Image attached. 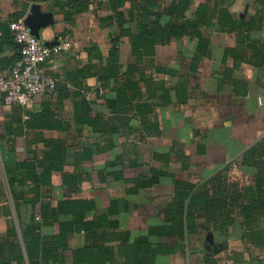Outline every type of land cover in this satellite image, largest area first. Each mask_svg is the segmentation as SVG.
<instances>
[{"label":"crops","instance_id":"crops-1","mask_svg":"<svg viewBox=\"0 0 264 264\" xmlns=\"http://www.w3.org/2000/svg\"><path fill=\"white\" fill-rule=\"evenodd\" d=\"M117 1L119 4L116 0H0V75L8 73L19 57L9 24L24 19L31 4H39L53 16V24L40 31V41L52 42L62 36L71 44L68 51L41 65L45 74L67 82L64 91L36 96L25 107L0 103L2 184L6 183V166L43 158L49 152L47 141L63 143L66 159L62 173L51 177V206L84 200L92 205L85 214L86 222L105 218L88 231V237L81 231L69 232L63 249L50 250L62 264H74L76 251L85 254V261L79 264H131L127 256L132 257L131 245L139 239L162 250L154 255L152 264H264L262 191L247 193L246 200L244 193L234 194L237 203L230 214H223L230 224L219 223L220 229L208 231L200 219L183 246L176 238L158 237L153 232L165 223L174 179L197 187L228 168V180L238 191L255 184L258 168L252 162L244 163L243 157L255 146L264 149V55L259 50L264 43V0H190L185 20L194 18L198 6L207 5L206 25L199 28V36L187 33L171 38L140 59L132 54L130 38L120 36L122 29L135 32L129 15H137L138 0ZM169 5V0L162 4ZM221 9L250 26L248 31H217ZM167 22L164 18L161 25ZM116 38L121 71L137 68L130 80L138 89L134 90L137 97L128 98L122 106L124 111L113 114L104 101L114 98L109 89L113 80L109 88L102 89L96 77L76 75L104 67ZM79 82L90 90H103L104 97L98 93L91 105V116L100 117L103 130L75 125L71 94ZM43 122L53 127H32ZM118 158L124 165H113ZM130 163L135 166L129 167ZM152 171L162 173L152 188L135 189L127 183ZM71 178L76 184L72 191L63 185ZM23 195L26 200L33 197L32 193ZM241 206L250 207L242 213ZM0 210V260L18 243L24 264H29L21 235L32 210L20 205L17 212L11 194L0 197ZM244 216L252 218L251 222ZM71 220L69 214L59 215L40 229V236L45 241L58 237L60 225L66 231ZM12 229L16 241L8 236ZM209 232L220 249L206 246ZM246 232L255 234L254 239H244ZM43 248L51 254L48 243ZM32 264L53 263L38 255Z\"/></svg>","mask_w":264,"mask_h":264},{"label":"trees","instance_id":"trees-1","mask_svg":"<svg viewBox=\"0 0 264 264\" xmlns=\"http://www.w3.org/2000/svg\"><path fill=\"white\" fill-rule=\"evenodd\" d=\"M165 0H138L135 7L137 15H129V22H135V32L128 30H121L120 36L126 35L130 38V45L132 54L137 58L143 54H152L153 49L158 44H167L171 38H179L184 34H192L199 36V28L206 25L203 20L207 18V5H200L196 9L195 16L191 20H185L184 13L190 5V0H169L170 5L163 7ZM116 4H119L116 0ZM118 14L117 22L120 24V17ZM167 18L168 22L161 25V21ZM15 21V20H14ZM123 21L126 22L123 18ZM11 23V22H10ZM250 26L243 24L240 20L234 19L226 9L218 10L217 15V31H232L238 30L248 31ZM12 35V34H11ZM12 37V36H11ZM13 39V38H12ZM119 38L111 41V50L107 59L106 65L95 72L81 71L76 77L85 79L87 77H96L99 87L106 88L110 80L113 84L110 86V92L114 94V98H105L107 108L113 113H122L124 111V104L129 99H135L138 89L136 84L130 78L135 73H138L136 67H127L124 72L121 71L118 55ZM261 54L264 55V43L259 47ZM55 89L53 92H60L65 90V83L57 78ZM75 92L71 94L74 99V123L78 126L91 127L98 130H103L99 123L100 117L91 116V105L98 96L100 90L103 96V90H90L83 83H76L74 85ZM136 91V90H135ZM52 92V93H53ZM86 92H90L89 99L86 98ZM134 92V93H133ZM51 93V94H52ZM127 93L130 96L127 97ZM48 95V94H46ZM22 107V106H21ZM100 125V126H99ZM51 128L53 125L40 123L32 124V127ZM45 146L49 148V152L43 158H35L32 160H25L15 164L14 166H6L4 168L5 185L0 179V197L11 194L16 211L19 212L20 205H24L32 213L24 228H22V242L26 251V256L29 264H32L33 259L38 255L44 260H49L53 264H62L59 256L52 253L65 247L67 236L69 232L81 231L87 233L90 229L101 225L103 218L96 219V222H86L85 214L91 210L92 205L84 200H67L59 201L55 207L51 206L49 195L51 194L52 183L51 177L55 173H62L63 166L66 159L63 143L60 141H47ZM76 157V160H82ZM243 162H252L258 168V173L255 178L253 188H245L237 190L236 186L231 184L228 180V168L218 171L214 176L199 186H194L188 182L173 180V197L171 202L166 206L165 223L163 226L157 227L153 230L158 237L176 238L183 246L186 238L194 234L197 230L198 220H202V225L208 231H214L221 226H228V215L230 208L237 203L233 199L237 192L246 194L251 192H264V149L257 146L249 149L244 157ZM122 164L121 158L116 159L113 165ZM134 167L133 163L128 165ZM102 172L99 173V175ZM121 176V174H120ZM162 173L152 171L148 176L136 177L128 180L127 183L133 184L135 189L152 188L159 183ZM74 182V183H73ZM73 183V184H72ZM63 185L71 188V191L76 187L74 179L63 182ZM4 187V188H3ZM22 189V192H19ZM32 193V199L26 200L23 194ZM232 195V196H230ZM233 199V200H232ZM257 203V202H251ZM261 204V202H260ZM247 207L241 206L242 213ZM226 211V212H225ZM1 212V210H0ZM61 214H69L72 217L69 222L68 230H64L62 224L60 225V234L56 238H49L44 240L40 236V229L44 226L51 225L57 220ZM222 216V218H221ZM225 217V218H224ZM220 218L222 221H220ZM244 220L251 222L252 218L244 216ZM225 228V227H224ZM8 236L16 241L17 235L15 230H9ZM255 234L244 233V239H254ZM49 244V253L44 250L43 245ZM18 243L14 247H10L8 253L0 260V264H11L12 261L18 264H24L23 255L18 247ZM132 257L127 256L128 262L131 264H152L154 255L161 253L162 250L151 248V246L144 240L139 239L131 245ZM85 253V252H84ZM74 264H79L85 261V254L81 252H74Z\"/></svg>","mask_w":264,"mask_h":264},{"label":"built area","instance_id":"built-area-1","mask_svg":"<svg viewBox=\"0 0 264 264\" xmlns=\"http://www.w3.org/2000/svg\"><path fill=\"white\" fill-rule=\"evenodd\" d=\"M9 29L14 43L19 47V57L8 73L0 75V103L25 107L34 97L54 91L56 80L45 74L41 65L53 56L68 51L71 44L66 38L58 36L55 39L56 45L52 48L45 47L29 33L24 19L12 21ZM90 96V92H86V98L89 99Z\"/></svg>","mask_w":264,"mask_h":264},{"label":"water","instance_id":"water-1","mask_svg":"<svg viewBox=\"0 0 264 264\" xmlns=\"http://www.w3.org/2000/svg\"><path fill=\"white\" fill-rule=\"evenodd\" d=\"M24 24L29 30V33L40 40V31L53 24V16L50 12H43L39 4H31L29 12L24 18ZM45 47L52 48L56 45V40L43 43ZM205 244L210 249H220V246L215 245L212 233H207L205 236Z\"/></svg>","mask_w":264,"mask_h":264}]
</instances>
